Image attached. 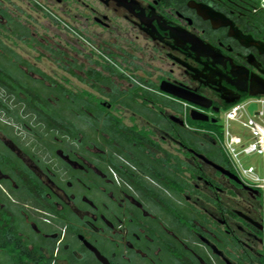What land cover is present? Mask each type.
Masks as SVG:
<instances>
[{
    "label": "flooded vegetation",
    "instance_id": "obj_1",
    "mask_svg": "<svg viewBox=\"0 0 264 264\" xmlns=\"http://www.w3.org/2000/svg\"><path fill=\"white\" fill-rule=\"evenodd\" d=\"M0 89V264H264L209 127L264 94L263 0H0Z\"/></svg>",
    "mask_w": 264,
    "mask_h": 264
},
{
    "label": "built area",
    "instance_id": "obj_2",
    "mask_svg": "<svg viewBox=\"0 0 264 264\" xmlns=\"http://www.w3.org/2000/svg\"><path fill=\"white\" fill-rule=\"evenodd\" d=\"M253 104L254 109L250 108ZM231 122L242 129L233 132ZM222 123V132L217 137L232 167L248 184L264 190V94L246 96L230 103L223 112ZM253 154L261 156L260 166L245 164L246 156Z\"/></svg>",
    "mask_w": 264,
    "mask_h": 264
},
{
    "label": "rangeland",
    "instance_id": "obj_3",
    "mask_svg": "<svg viewBox=\"0 0 264 264\" xmlns=\"http://www.w3.org/2000/svg\"><path fill=\"white\" fill-rule=\"evenodd\" d=\"M0 91L4 93L3 89H0ZM254 105L255 104L250 105V108H252V109L256 108V106H254ZM222 117H223V114H222ZM222 117H221V123H220V128H219L221 130V132H222V129H223ZM230 129L233 132H239L242 129V127L240 125L236 124L235 122H231ZM221 132L219 131V134H221ZM261 161H262V158H261V156L259 154L248 155L245 158V164H255V165L258 164L260 166L261 165Z\"/></svg>",
    "mask_w": 264,
    "mask_h": 264
},
{
    "label": "water",
    "instance_id": "obj_4",
    "mask_svg": "<svg viewBox=\"0 0 264 264\" xmlns=\"http://www.w3.org/2000/svg\"><path fill=\"white\" fill-rule=\"evenodd\" d=\"M170 90L174 91L175 93L177 94H180L181 96L183 97H187L189 98L191 101H199L198 100V97L192 93V94H189V93H183V92H179L178 90H175V89H172L170 88ZM253 95H256V94H253ZM193 111H195V109H193ZM193 117L194 118H207L206 116L204 115H197V114H193ZM93 249L95 250L97 256L105 263V264H110L109 260L96 248V247H93Z\"/></svg>",
    "mask_w": 264,
    "mask_h": 264
},
{
    "label": "trees",
    "instance_id": "obj_5",
    "mask_svg": "<svg viewBox=\"0 0 264 264\" xmlns=\"http://www.w3.org/2000/svg\"><path fill=\"white\" fill-rule=\"evenodd\" d=\"M209 127H210V128H214V129H216V130H218V131L221 132V130L219 129V126L217 127V126H215V125H210Z\"/></svg>",
    "mask_w": 264,
    "mask_h": 264
},
{
    "label": "crops",
    "instance_id": "obj_6",
    "mask_svg": "<svg viewBox=\"0 0 264 264\" xmlns=\"http://www.w3.org/2000/svg\"><path fill=\"white\" fill-rule=\"evenodd\" d=\"M212 133V132H211Z\"/></svg>",
    "mask_w": 264,
    "mask_h": 264
}]
</instances>
